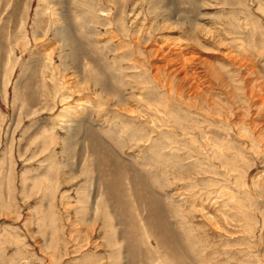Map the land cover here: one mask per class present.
I'll return each instance as SVG.
<instances>
[{"label": "rangeland", "instance_id": "rangeland-1", "mask_svg": "<svg viewBox=\"0 0 264 264\" xmlns=\"http://www.w3.org/2000/svg\"><path fill=\"white\" fill-rule=\"evenodd\" d=\"M49 2L0 0V264H264V0Z\"/></svg>", "mask_w": 264, "mask_h": 264}, {"label": "bare ground", "instance_id": "bare-ground-1", "mask_svg": "<svg viewBox=\"0 0 264 264\" xmlns=\"http://www.w3.org/2000/svg\"><path fill=\"white\" fill-rule=\"evenodd\" d=\"M43 1V3L42 4H40L39 6H38V8H37V12H36V14H35V23L37 24V26H36V29H35V38H37L38 39V31H37V29L39 30L40 28L38 27V22L40 23V15H42V13H46L47 12V10L48 9H50L51 8V6H50V2H49V0H42ZM16 8V7H15ZM53 8H54V6H53ZM41 10H43L42 12H41ZM55 11H56V9H54ZM53 10V11H54ZM41 12V13H40ZM85 12V11H84ZM58 13V12H57ZM56 13V14H57ZM47 14V13H46ZM55 14V15H56ZM60 14H61V12H60ZM58 16H60V15H58ZM57 18H59V17H57ZM61 18H62V16H61ZM60 18V20L59 21H61L62 19ZM43 23V22H42ZM59 24V23H58ZM62 24V23H61ZM43 28H41V30H42ZM54 35L56 36V37H58L61 41H63V43H66L65 45H63L62 46V49H61V52L63 51V49L64 48H66V50H67V53H65V50H64V53H65V55H66V60L67 61H69L70 59V61H72V60H74V59H77L76 57V54H75V51H77V50H75L74 48H73V43L75 42V41H73V39L74 38H72L73 36L70 34V31H69V29H68V27H66V26H58L57 27V29H56V32L54 33ZM44 36V35H43ZM40 37V36H39ZM57 38V39H58ZM42 39V38H41ZM41 39H40V41H41ZM39 41V42H40ZM42 42V41H41ZM37 45H38V43H37ZM42 45V44H41ZM43 46V45H42ZM76 46V45H75ZM13 48V47H12ZM33 49H35V48H33ZM44 49V48H43ZM12 52V51H11ZM37 52V49H35L33 52H32V54L31 55H33V54H35ZM34 56V55H33ZM65 60V61H66ZM77 62V61H76ZM28 64V63H27ZM25 66V65H24ZM29 66V65H28ZM27 67V66H26ZM69 67V66H68ZM24 68V67H23ZM70 68V67H69ZM26 71V70H25ZM47 73V72H46ZM45 73V74H46ZM49 75V74H48ZM51 75V74H50ZM49 75V76H50ZM54 76V75H53ZM53 79V78H52ZM58 79V78H57ZM68 79V78H67ZM56 80V79H55ZM67 81V80H66ZM100 81V80H99ZM56 82H59V79H58V81H56ZM62 82V84H63V81H61ZM60 82V83H61ZM72 82V81H71ZM97 82V81H96ZM56 84V83H55ZM61 84V85H62ZM75 84V83H74ZM97 84V83H96ZM99 84V83H98ZM77 85V84H76ZM64 86V85H63ZM78 87L80 86V85H77ZM82 86V85H81ZM79 88H81V87H79ZM88 88V87H87ZM58 89V88H57ZM72 89V88H71ZM75 89V88H74ZM85 90V89H84ZM69 91H72V90H70L69 89ZM97 91V90H96ZM72 92H74V91H72ZM71 92V93H72ZM79 92V91H78ZM56 93H60V91L59 92H57L56 91ZM63 94V93H62ZM79 96V95H78ZM55 97V96H54ZM61 97V96H60ZM54 99V98H53ZM82 99V98H81ZM61 102H62V106L61 107H63L61 110H60V112H59V114L57 115V117H56V119L57 120H60L61 122H66V118H69L70 116H71V111H70V108H68V107H64V105H66V96L64 97V94L62 95V99H61ZM75 105V104H74ZM69 106V105H68ZM77 106V105H76ZM71 107V106H70ZM60 108H58L56 111H58ZM87 109V108H86ZM81 110V109H80ZM35 112V111H34ZM49 112V111H48ZM76 115L78 114V111L76 110ZM89 112V111H88ZM50 113V112H49ZM49 113H48V115H49ZM51 113H53V110L51 109ZM81 114V113H80ZM80 114H78L77 115V118H78V116L80 117ZM26 115V114H25ZM30 115V114H29ZM27 116V115H26ZM73 122H74V119L72 120ZM62 134V133H61ZM66 135V134H65ZM68 135V134H67ZM51 139V138H50ZM54 140V139H53ZM58 140V139H57ZM57 144V143H56ZM59 144V143H58ZM154 144V143H153ZM52 145V144H51ZM47 147H48V145H47ZM68 149V148H67ZM49 150V149H48ZM65 150H66V148H65ZM64 156H65V154H64ZM58 165H59V163H58ZM174 169V168H173ZM66 177V176H65ZM82 208V207H81ZM105 208H107V207H105ZM104 208V209H105ZM77 209H79V208H77ZM105 211V210H104ZM80 213L82 214L83 212H82V209L80 210ZM98 213H99V211H98ZM102 214V213H101ZM79 216V215H78ZM81 216V215H80ZM101 217H103V226H104V228H105V231H107L108 232V234L110 233V235H112L113 234V232H114V227H113V220H112V218L109 216V211H105V212H103V216H101ZM80 220V219H79ZM100 220V219H99ZM220 229V228H219ZM106 233V232H105ZM114 235V234H113ZM201 252V251H200ZM203 258H205V257H203ZM205 260V259H204ZM205 263V262H204ZM206 264V263H205Z\"/></svg>", "mask_w": 264, "mask_h": 264}]
</instances>
